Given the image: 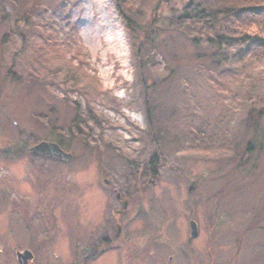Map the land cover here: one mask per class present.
Listing matches in <instances>:
<instances>
[{
    "label": "rangeland",
    "instance_id": "rangeland-1",
    "mask_svg": "<svg viewBox=\"0 0 264 264\" xmlns=\"http://www.w3.org/2000/svg\"><path fill=\"white\" fill-rule=\"evenodd\" d=\"M37 1L42 8L21 23L24 1L0 0V264H19L25 249L30 264H264V117L257 129L243 127L249 100L264 106V59L193 64L173 22L189 0H136L140 25L159 15L160 78L171 73L165 53L176 51L168 56L175 76L154 96L153 129L116 0ZM65 94L85 112L90 102L99 124L85 126L87 141L71 139L69 161L28 151L56 141L54 124L69 133L73 105L58 101ZM114 189L128 203L121 215ZM105 236L103 254L87 252Z\"/></svg>",
    "mask_w": 264,
    "mask_h": 264
},
{
    "label": "trees",
    "instance_id": "trees-1",
    "mask_svg": "<svg viewBox=\"0 0 264 264\" xmlns=\"http://www.w3.org/2000/svg\"><path fill=\"white\" fill-rule=\"evenodd\" d=\"M22 1H24V5L23 3L19 5L21 12L17 15V21L28 23L31 14L38 12L42 8V4L36 0L32 4V7H27V0ZM116 2L120 16L125 21L126 28L133 41V52L144 94V108L147 120L154 129L157 110L158 112L160 110V104L154 96L159 89L165 87L166 84L168 86L175 76L176 68L171 70L168 56L176 55V51H167L165 53L166 56L168 55L167 58L164 56L167 61L166 67H168L171 73L164 78H160L155 71V65L157 64L156 54L160 49V41L158 40L160 31L154 28V26L158 25L159 15L155 18L152 17L142 26L131 15V5L136 0H116ZM162 3L163 0H158L157 6H161ZM125 5L127 6L126 9L124 8ZM137 15L142 19V15L139 12H137ZM173 22L192 49L190 54L193 64L203 65L206 68H214V66L220 65L223 60L227 61L236 56L244 58L248 54L250 55V62L254 59V56L264 59V0H189L181 11L173 17ZM139 33L142 35V38H140ZM10 74L14 76L12 78L15 81L22 80V76L18 72L11 70L8 75ZM66 80L67 78L63 79L64 84H68ZM38 81L46 87L44 79L39 78ZM76 86L78 85H73V87ZM79 89L85 92L86 88L82 87ZM67 96L65 94L64 97L57 99H59V102L71 103L73 105L74 115L68 123L69 133H65L63 127L57 124H54L52 127V131L56 135V141L54 142H57L64 150L66 149L65 147L71 148L73 146L71 142L73 137H83L87 141L89 134L86 129L84 130L85 126L90 127V121H95L98 124L100 122L90 102H88V111L85 112L78 101H72ZM249 105V110L243 120L245 133L250 128L257 129L258 123L264 117V106L259 101L250 99ZM56 107L57 104L51 107L50 112L52 115L58 114ZM59 118V116L56 117V120L60 121ZM152 136H155V133H152ZM255 146V140L248 139L244 147V155H252ZM262 148L263 145L261 144L259 150L261 151ZM159 154L161 153L156 147L154 155L149 162L153 178L158 177L156 168L159 165Z\"/></svg>",
    "mask_w": 264,
    "mask_h": 264
},
{
    "label": "water",
    "instance_id": "water-1",
    "mask_svg": "<svg viewBox=\"0 0 264 264\" xmlns=\"http://www.w3.org/2000/svg\"><path fill=\"white\" fill-rule=\"evenodd\" d=\"M30 152L40 153L46 156L56 157L64 161H69L73 158L72 153H68L64 150L57 142L54 141H41L27 149ZM121 198V194H118V199ZM123 208L127 207V201H123ZM191 236L198 235V225L196 221L192 220L190 222ZM17 260L19 264H30L34 259V254L29 249L23 251H17Z\"/></svg>",
    "mask_w": 264,
    "mask_h": 264
},
{
    "label": "flooded vegetation",
    "instance_id": "flooded-vegetation-1",
    "mask_svg": "<svg viewBox=\"0 0 264 264\" xmlns=\"http://www.w3.org/2000/svg\"><path fill=\"white\" fill-rule=\"evenodd\" d=\"M35 154H39V153H35ZM39 155H43V154H39ZM45 157H46V155H44ZM47 157H51V156H47ZM51 158H54V159H58V158H55V157H51ZM105 182L107 183V185L110 183V181L108 180V179H106L105 180ZM114 193H115V197H116V199H117V201H119V199H118V190L117 189H114ZM122 197V196H121ZM122 199L125 201V198H123L122 197ZM128 204V203H127ZM123 207V206H122ZM127 209V207L124 209V208H122V209H117L116 210V213H117V215H121V214H123L124 212H125V210ZM120 227V226H119ZM119 231H121V228H119L118 229V231H117V234L116 235H118V232ZM111 240H112V237H110V236H105V237H101V239H100V243H97V244H95V248L93 247V249L92 248H86V250H87V252L88 253H90L91 252V255L92 256H97V255H101V254H103L105 251H106V249H108V247L111 245ZM97 248H99V250L97 249ZM89 256L90 255H88L87 256V258H89Z\"/></svg>",
    "mask_w": 264,
    "mask_h": 264
}]
</instances>
